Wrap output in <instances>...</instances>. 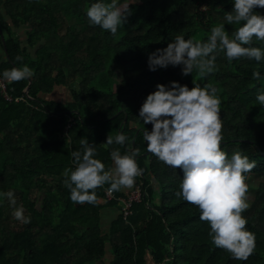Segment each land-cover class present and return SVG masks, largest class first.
Segmentation results:
<instances>
[{
    "label": "trees",
    "instance_id": "trees-1",
    "mask_svg": "<svg viewBox=\"0 0 264 264\" xmlns=\"http://www.w3.org/2000/svg\"><path fill=\"white\" fill-rule=\"evenodd\" d=\"M97 2L0 0V78L7 87L6 95L0 92V193L11 191L16 201L13 206L0 196V264H264V181L242 213L255 234L254 253L236 260L214 246L199 208L175 195L183 171L147 152L143 132L152 125L139 118L157 84L211 85L222 100V150L255 162L247 176L264 173V106L256 100L264 91V61L230 63L219 52L217 70L203 77L195 69L184 76L182 66L148 67L149 54L177 35L203 43L212 27L223 24L231 37L243 24L225 20L234 0L125 1L116 5L128 19L115 35L87 18ZM250 46L264 48V42L254 38ZM25 65L33 76L18 82L3 77ZM254 71L260 79H253ZM58 86L69 89L70 99L54 97ZM119 133L128 138L125 144L105 145L107 136L115 140ZM81 138L94 144V158L106 170L114 167V149L124 155L139 148L142 175L111 198L106 183L96 189L95 204H74L63 173L76 166L72 152L83 154ZM135 186L142 197L126 214L124 200ZM21 206L30 223L15 219ZM104 210L116 213L106 229Z\"/></svg>",
    "mask_w": 264,
    "mask_h": 264
},
{
    "label": "clouds",
    "instance_id": "clouds-1",
    "mask_svg": "<svg viewBox=\"0 0 264 264\" xmlns=\"http://www.w3.org/2000/svg\"><path fill=\"white\" fill-rule=\"evenodd\" d=\"M264 0H234L232 11L225 13L228 24L242 26L231 37L225 26L212 27L207 42H193L177 35L166 48L157 49L148 56L150 71L182 66V74L187 76L197 70L203 77L217 70L216 60L223 52L231 63L247 58L257 63L264 61V48L253 47V39L264 42ZM130 11V10H129ZM92 24L115 35L118 28L127 22L120 7L115 3H93L86 12ZM22 60V57H17ZM27 66L13 67L3 73L9 81L18 82L33 76ZM253 79H260V72H253ZM218 89L211 85L189 88L172 81L168 85L157 84L156 90L147 95L139 109V118L152 129L143 132L147 142L146 150L172 169H181L183 179L175 195L200 210V220L210 227L209 236L215 247L229 252L236 260L246 261L255 250V234L247 230V219L242 215L247 203V175L255 167L247 156L237 151L231 158L222 150L223 121L220 116L222 100ZM256 100L264 106V91ZM127 137L119 133L115 140L107 136L105 145L114 142L123 145ZM83 154L71 153L75 168L65 169V185L70 191V200L77 205L97 202L96 189L109 183V192L131 188L143 170L136 157L139 148L129 149L121 155L118 149L111 152L114 167L106 170L105 164L95 159L96 149L87 138H81ZM13 206L16 201L13 192L0 193ZM16 220L30 223L24 216V208H15Z\"/></svg>",
    "mask_w": 264,
    "mask_h": 264
},
{
    "label": "rangeland",
    "instance_id": "rangeland-1",
    "mask_svg": "<svg viewBox=\"0 0 264 264\" xmlns=\"http://www.w3.org/2000/svg\"><path fill=\"white\" fill-rule=\"evenodd\" d=\"M125 1H129V0H115V1H113V3L121 4ZM21 38H23V36H21ZM54 97L57 100H61V101H66V100L70 99L69 98V89L64 88V87L61 88L60 86L56 87ZM263 181H264V173L249 174L247 176L246 183L248 185V192H247V203H248V205H250L251 202L253 201L256 187L258 186V184H260ZM104 211H105L104 215L102 216V225H103V228L106 229L108 227L109 221L111 220V218L116 213L115 212L114 213L107 212L109 210H104ZM102 260H103L102 262H98L97 264H105L106 259L105 260L102 259Z\"/></svg>",
    "mask_w": 264,
    "mask_h": 264
},
{
    "label": "built area",
    "instance_id": "built-area-1",
    "mask_svg": "<svg viewBox=\"0 0 264 264\" xmlns=\"http://www.w3.org/2000/svg\"><path fill=\"white\" fill-rule=\"evenodd\" d=\"M6 91H7V87L5 85V82L2 78H0V92L5 93L6 95ZM107 195H108V198H111L113 194L112 192L107 191ZM141 195H142V189L139 186H135L130 192L129 197L126 200H124L125 207L123 208V210L126 211L125 212L126 214L128 213L129 205L134 201H140L142 197Z\"/></svg>",
    "mask_w": 264,
    "mask_h": 264
},
{
    "label": "water",
    "instance_id": "water-1",
    "mask_svg": "<svg viewBox=\"0 0 264 264\" xmlns=\"http://www.w3.org/2000/svg\"><path fill=\"white\" fill-rule=\"evenodd\" d=\"M29 87H30V82L28 83V85L26 87V91L29 89ZM135 182H136V180H135Z\"/></svg>",
    "mask_w": 264,
    "mask_h": 264
},
{
    "label": "crops",
    "instance_id": "crops-1",
    "mask_svg": "<svg viewBox=\"0 0 264 264\" xmlns=\"http://www.w3.org/2000/svg\"><path fill=\"white\" fill-rule=\"evenodd\" d=\"M148 264H154V263H152V262H150V261H149V263H148Z\"/></svg>",
    "mask_w": 264,
    "mask_h": 264
}]
</instances>
